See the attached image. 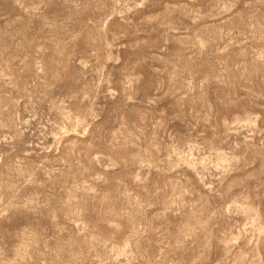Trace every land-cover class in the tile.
<instances>
[{
  "label": "rangeland",
  "instance_id": "1",
  "mask_svg": "<svg viewBox=\"0 0 264 264\" xmlns=\"http://www.w3.org/2000/svg\"><path fill=\"white\" fill-rule=\"evenodd\" d=\"M0 264H264V0H0Z\"/></svg>",
  "mask_w": 264,
  "mask_h": 264
}]
</instances>
